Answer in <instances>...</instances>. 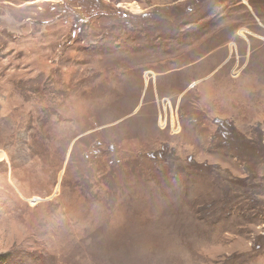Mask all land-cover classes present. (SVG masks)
Listing matches in <instances>:
<instances>
[{
  "label": "rangeland",
  "instance_id": "1",
  "mask_svg": "<svg viewBox=\"0 0 264 264\" xmlns=\"http://www.w3.org/2000/svg\"><path fill=\"white\" fill-rule=\"evenodd\" d=\"M0 254L264 264V0H0Z\"/></svg>",
  "mask_w": 264,
  "mask_h": 264
},
{
  "label": "trees",
  "instance_id": "2",
  "mask_svg": "<svg viewBox=\"0 0 264 264\" xmlns=\"http://www.w3.org/2000/svg\"><path fill=\"white\" fill-rule=\"evenodd\" d=\"M6 260H7L6 255L0 254V264H3L4 262H6Z\"/></svg>",
  "mask_w": 264,
  "mask_h": 264
},
{
  "label": "bare ground",
  "instance_id": "3",
  "mask_svg": "<svg viewBox=\"0 0 264 264\" xmlns=\"http://www.w3.org/2000/svg\"><path fill=\"white\" fill-rule=\"evenodd\" d=\"M89 223H90V222H89ZM89 223H88V224H89ZM84 227H85V226H84ZM88 228H89V225H88ZM86 229H87V228H86ZM88 230H89V229H88ZM88 230H87V231H88ZM86 234H87V232H86ZM84 235H85V234H84ZM75 239H76V238H75Z\"/></svg>",
  "mask_w": 264,
  "mask_h": 264
}]
</instances>
